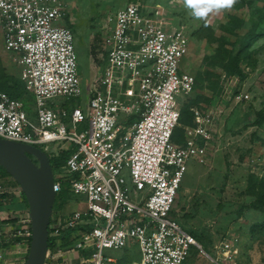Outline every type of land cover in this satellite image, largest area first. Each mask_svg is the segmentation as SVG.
Masks as SVG:
<instances>
[{
	"label": "built area",
	"instance_id": "built-area-1",
	"mask_svg": "<svg viewBox=\"0 0 264 264\" xmlns=\"http://www.w3.org/2000/svg\"><path fill=\"white\" fill-rule=\"evenodd\" d=\"M68 5L69 0H0L2 49L19 66L36 105L34 115L21 98L0 90V138L38 146L49 157L71 150L60 175L87 197L85 209L51 220L55 247L45 264L55 250L80 252V264H124L104 249L134 245L141 250L138 264H184L193 246L207 264H243L238 235L214 244L213 255L172 215L189 161L210 154L217 122L212 111L193 106L183 142L173 140L196 84L185 67L189 27L175 24L160 5L130 2L111 13L107 57L86 93ZM256 160L264 164V144ZM54 188L62 191L61 178ZM20 223L27 227L19 235L31 236L30 217ZM62 236L70 247H63Z\"/></svg>",
	"mask_w": 264,
	"mask_h": 264
},
{
	"label": "rangeland",
	"instance_id": "rangeland-1",
	"mask_svg": "<svg viewBox=\"0 0 264 264\" xmlns=\"http://www.w3.org/2000/svg\"><path fill=\"white\" fill-rule=\"evenodd\" d=\"M130 2L160 5L175 24L185 23L190 29L185 67L196 75L197 84L183 105L177 136L182 138L191 125L193 106L212 111L217 121L210 154L189 161L172 215L209 253L215 255L212 246L235 233L242 263L264 264V164L255 161L264 144V119L260 120L264 112V0H237L231 9L213 11L204 20L193 19L183 0H69L66 20L75 34L86 93L107 57L108 18ZM1 44L0 30V89L22 96L25 109L35 115L33 93H17L8 87L13 85L9 77L19 75L20 68ZM60 174L54 171L55 178H61ZM128 174L124 170L123 175ZM0 183L7 194L0 196V215L8 213L11 220V227L3 226L0 255L5 264H24L28 241L22 245L15 240L24 237L17 232L24 224L13 222L25 219L26 212L29 216V209L20 211L22 194L18 197L12 192L17 185L1 171ZM58 202L62 208L55 216L87 207L86 195L71 189H64L56 205ZM103 254L120 258L124 264H138L141 259V250L135 245L127 250L104 249ZM184 264H207V259L193 246Z\"/></svg>",
	"mask_w": 264,
	"mask_h": 264
},
{
	"label": "water",
	"instance_id": "water-1",
	"mask_svg": "<svg viewBox=\"0 0 264 264\" xmlns=\"http://www.w3.org/2000/svg\"><path fill=\"white\" fill-rule=\"evenodd\" d=\"M0 166L19 184L29 204L32 235L24 264H45L57 196L50 157L38 146L0 138Z\"/></svg>",
	"mask_w": 264,
	"mask_h": 264
},
{
	"label": "trees",
	"instance_id": "trees-1",
	"mask_svg": "<svg viewBox=\"0 0 264 264\" xmlns=\"http://www.w3.org/2000/svg\"><path fill=\"white\" fill-rule=\"evenodd\" d=\"M9 78L11 79V82H12L11 84H13V85H9L8 87L9 88H12L17 93L24 94L25 86H24V83H23L22 79L18 75L17 76H13V77L11 76ZM196 84H197V77H196ZM196 84H195V86H196ZM0 90H2V89H0ZM4 91H6L7 93H9L11 96H13L15 98H21L22 97L20 95L14 94L10 90H4ZM181 119H182V114H181L180 121H181ZM262 119H264V112L261 114L260 120H262ZM190 124L191 125L193 124V113H192V120H191V123ZM176 129L174 131L173 140L175 142H177V143L183 142L184 135H183L182 138L181 137H178L177 134H176ZM70 154H71V150H63V151H60L58 155H55V156L50 157V161H51L53 170L54 171L57 170V171H60L61 172L63 170V168L65 167V165L67 163V160H68ZM0 171H1V174H2L3 177H7V176L8 177H11V175L3 167H1V166H0ZM61 180L63 181V189H62V191L64 189H65V191L69 190L70 189L69 182L67 180H65V178H63V177H61ZM13 182L20 188L19 184L14 179H13ZM60 193H58L57 196H56V200H55V204H54V210H53V217L51 218L52 221H53V219L55 217V214L57 213V209H61L62 208L61 202H58V204L56 205L57 198H58V196H59ZM21 194H22V197H23L24 202L27 204V208L29 209L28 201H27V199H26V197H25V195H24V193L22 191H21ZM6 195L7 194L4 193V194H1L0 196L1 197H5ZM3 222H5V220H3ZM61 238L63 239V247L64 248L65 247H70V245L72 244L71 240H69V238L67 236H62ZM53 239L54 238L52 236H50V238H49V248H54L55 247V243H54ZM30 240H31V236L28 237V243L29 244H30ZM16 241L17 242L21 241V238L16 239ZM83 254H86V253H83Z\"/></svg>",
	"mask_w": 264,
	"mask_h": 264
},
{
	"label": "crops",
	"instance_id": "crops-1",
	"mask_svg": "<svg viewBox=\"0 0 264 264\" xmlns=\"http://www.w3.org/2000/svg\"><path fill=\"white\" fill-rule=\"evenodd\" d=\"M16 196H20L21 195V189L18 187V186H14L13 187V191H12ZM20 200H22V209L20 210L22 213L25 212V210L27 211V205H25V202L22 198V196H20ZM20 202V201H19ZM29 212V211H28ZM27 213V212H26ZM24 213V216H28V213L26 214ZM6 214L8 213H5V214H2L0 215L3 220H5V222L2 224H0V227L3 228V230L5 229L3 226H10L11 227V223H10V218L9 217H6ZM9 218V219H8ZM13 218V217H12ZM11 218V219H12ZM15 218H17V216H14L13 220H15ZM12 220V221H13ZM20 220H18L17 222H13L14 224L15 223H19ZM27 227V224H24V226H21L19 229H23V228H26ZM18 232V231H17ZM11 234H9V238ZM16 236V234H15ZM21 238V241H19L22 245H25L27 244L26 241H28V237H20ZM18 239V238H17ZM16 240V239H15ZM19 243V244H20ZM80 256H81V253L80 252H77V251H65V252H62V253H58L56 250L55 252L53 253V255L47 260L46 264H80L79 263V259H80Z\"/></svg>",
	"mask_w": 264,
	"mask_h": 264
},
{
	"label": "clouds",
	"instance_id": "clouds-1",
	"mask_svg": "<svg viewBox=\"0 0 264 264\" xmlns=\"http://www.w3.org/2000/svg\"><path fill=\"white\" fill-rule=\"evenodd\" d=\"M237 0H183V6L196 20H204L209 13L221 9H231Z\"/></svg>",
	"mask_w": 264,
	"mask_h": 264
},
{
	"label": "flooded vegetation",
	"instance_id": "flooded-vegetation-1",
	"mask_svg": "<svg viewBox=\"0 0 264 264\" xmlns=\"http://www.w3.org/2000/svg\"><path fill=\"white\" fill-rule=\"evenodd\" d=\"M32 158L34 159V161L37 163V159L35 157L32 156Z\"/></svg>",
	"mask_w": 264,
	"mask_h": 264
}]
</instances>
